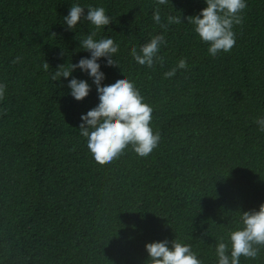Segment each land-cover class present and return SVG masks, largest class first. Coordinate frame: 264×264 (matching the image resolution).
<instances>
[{
  "label": "trees",
  "instance_id": "1",
  "mask_svg": "<svg viewBox=\"0 0 264 264\" xmlns=\"http://www.w3.org/2000/svg\"><path fill=\"white\" fill-rule=\"evenodd\" d=\"M74 3L112 19L96 34L119 45L116 67L99 61L103 84L126 77L151 105L160 142L146 158L129 148L95 162L78 129L98 104L95 85L76 70L92 85L78 102L68 80H51L89 56L79 40L92 26L64 24ZM160 7L182 23L156 25L154 0H0V264H147L146 244L176 238L216 264V242L227 243L240 213L264 204V132L254 123L264 117V0H247L236 45L216 57L187 20L204 0ZM157 34L167 41L164 63L138 65L130 47ZM181 58L188 68L165 79ZM241 264H264V249Z\"/></svg>",
  "mask_w": 264,
  "mask_h": 264
},
{
  "label": "clouds",
  "instance_id": "2",
  "mask_svg": "<svg viewBox=\"0 0 264 264\" xmlns=\"http://www.w3.org/2000/svg\"><path fill=\"white\" fill-rule=\"evenodd\" d=\"M168 2L169 0H154L152 20L162 29L182 23V16L169 14L162 17L160 6ZM204 3L206 7L199 14L187 18L188 24L192 26L200 42L208 46L207 52L210 56L231 52L236 45L233 27L242 23L247 0H204ZM82 21L94 29H90L89 34L79 40L80 49L88 52L89 56L81 58L78 63H71L70 67L67 64L61 65L51 73V80H68L69 95L78 102L84 101L90 95L92 85L87 80L74 78L73 73L80 70L95 85L98 104L81 115L78 128L95 162L101 165L111 163L129 148L137 156L146 158L160 142V134L154 132L151 126V105L144 101L139 89L126 77L120 76L111 84H103L106 76L99 61L104 58L106 66L116 67L113 56L118 53L119 45L111 36L96 39V34L102 29L105 30L112 23V19L103 7L72 4L69 14L64 17L67 30L75 31ZM166 45L165 36L157 34L139 48L131 46L130 56L138 65L152 69L157 63H164L160 51ZM21 59L17 56L13 63H19ZM43 67L45 71L50 69L46 61ZM187 68V60L181 58L171 70L164 73V78L171 79L178 71ZM6 92V84L0 82V101L4 99ZM254 123L260 132H264V117H258ZM261 249H264V204L258 210L240 213L238 226L229 233L227 243L223 240L216 242V264H241V257L254 260ZM145 250L148 253L147 264H203L192 251L191 245L182 243L177 238L171 242L163 240L148 243Z\"/></svg>",
  "mask_w": 264,
  "mask_h": 264
}]
</instances>
